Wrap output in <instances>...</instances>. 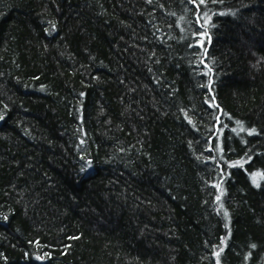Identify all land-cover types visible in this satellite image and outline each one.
<instances>
[{
    "label": "trees",
    "instance_id": "16d2710c",
    "mask_svg": "<svg viewBox=\"0 0 264 264\" xmlns=\"http://www.w3.org/2000/svg\"><path fill=\"white\" fill-rule=\"evenodd\" d=\"M0 264H264V0H0Z\"/></svg>",
    "mask_w": 264,
    "mask_h": 264
},
{
    "label": "snow or ice",
    "instance_id": "6c2138e0",
    "mask_svg": "<svg viewBox=\"0 0 264 264\" xmlns=\"http://www.w3.org/2000/svg\"><path fill=\"white\" fill-rule=\"evenodd\" d=\"M200 3H204V0H200ZM241 131H243V127L241 126ZM254 131V130H253ZM249 134H252L251 132L249 133ZM256 175H259V174H255V175H253V177H252V180H253V183L254 184H256ZM257 186H259L258 184H257ZM225 215H227L226 213H225ZM253 247H255L254 245H253ZM217 255H219V253H217Z\"/></svg>",
    "mask_w": 264,
    "mask_h": 264
}]
</instances>
